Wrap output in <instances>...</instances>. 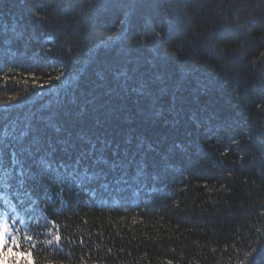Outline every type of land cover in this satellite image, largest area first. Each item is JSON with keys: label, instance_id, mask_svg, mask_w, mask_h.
<instances>
[{"label": "trees", "instance_id": "16d2710c", "mask_svg": "<svg viewBox=\"0 0 264 264\" xmlns=\"http://www.w3.org/2000/svg\"><path fill=\"white\" fill-rule=\"evenodd\" d=\"M0 69L2 264H251L264 0H0ZM70 128L104 131L122 166L88 160L103 175L81 182L58 148L45 168Z\"/></svg>", "mask_w": 264, "mask_h": 264}, {"label": "snow or ice", "instance_id": "6c2138e0", "mask_svg": "<svg viewBox=\"0 0 264 264\" xmlns=\"http://www.w3.org/2000/svg\"><path fill=\"white\" fill-rule=\"evenodd\" d=\"M118 75L126 77L120 87L121 89L127 91L129 82L132 81L133 77L128 75L127 72L119 73ZM141 81L140 87L134 88L132 90L142 95L150 94L148 91H146L149 89V82L143 81L142 78ZM167 91L168 89L166 87H161L159 89L160 94H166ZM159 114V111L155 113V115ZM80 126H83L82 122L80 123ZM96 128L103 129V122L97 120ZM112 146L113 141L106 139L104 131L81 133L70 128L66 131L65 135L61 139H58L55 143H48L46 145L45 156L40 160V163L45 168H50L52 166L51 157L59 148V151L66 156L72 157L74 155V163L68 166L71 168V171L68 172L69 176L73 178L80 176L82 178L81 182H91L92 180L98 179L101 175H103V173L97 172L94 175L89 174L87 167H85L81 172L80 168L83 164H85L86 161L93 160V163L96 165L103 164L110 168L122 166L121 162L117 160L110 162L104 157L103 154L109 149H112L113 157L117 156L119 145L117 144L115 148ZM97 153H99V155H97ZM68 167L65 168V171L68 170ZM9 227V225L5 224L2 228H0V236L7 234ZM27 239L31 243L32 237H27ZM60 240L61 236L56 235L55 241L59 242ZM48 243L51 245L53 241L49 240ZM249 256L251 257V264H264V245H262L259 249H253L252 252L249 253Z\"/></svg>", "mask_w": 264, "mask_h": 264}, {"label": "rangeland", "instance_id": "374dc122", "mask_svg": "<svg viewBox=\"0 0 264 264\" xmlns=\"http://www.w3.org/2000/svg\"><path fill=\"white\" fill-rule=\"evenodd\" d=\"M1 261H2V259L0 258V264H2V262H1Z\"/></svg>", "mask_w": 264, "mask_h": 264}]
</instances>
